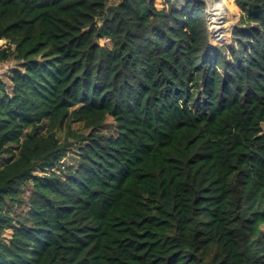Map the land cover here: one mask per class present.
Segmentation results:
<instances>
[{
	"label": "trees",
	"instance_id": "1",
	"mask_svg": "<svg viewBox=\"0 0 264 264\" xmlns=\"http://www.w3.org/2000/svg\"><path fill=\"white\" fill-rule=\"evenodd\" d=\"M163 1L0 0V264H264V0Z\"/></svg>",
	"mask_w": 264,
	"mask_h": 264
},
{
	"label": "rangeland",
	"instance_id": "2",
	"mask_svg": "<svg viewBox=\"0 0 264 264\" xmlns=\"http://www.w3.org/2000/svg\"><path fill=\"white\" fill-rule=\"evenodd\" d=\"M116 1V0H114ZM180 2H183L184 0H179ZM156 5L159 8H162L164 6V1L163 0H156ZM236 12L235 11V8ZM223 11H220V13L224 14L227 13V19L224 18V16H220L219 23L216 25H211L212 28H214V32H210V24L209 22L207 24L208 26V31H209V39H210V43L212 45L214 44H231L232 42V31L230 29L233 30L234 26L237 24L238 20H239V16H240V9L238 8V6L235 3V0H226L225 3H223ZM217 30H220V33L217 34ZM230 32V35L228 37H224L222 38L225 34H227V32ZM9 44L7 43V41L5 40H1L0 41V46L1 47H6ZM16 64V62L14 60H8L5 62H0V70L3 72V70L5 72L2 73V77L9 81L10 80V71L13 68V66ZM264 126V125H263ZM72 128L74 130H76L77 132H84V128L82 127V124L79 123H73L72 124ZM66 128H58L57 133L58 136L61 140H63L66 136ZM100 131H103L105 133H113L115 132V125L113 124V120L111 118H109L106 122V124L104 126L101 127ZM74 152L73 150L70 151V154L63 160L64 163L68 166L69 164H72V162H74ZM30 187H28L29 189ZM31 190H29L26 194L25 197L29 196V192ZM15 210L18 211V209L15 207ZM11 236V231H7L4 234L5 238H9Z\"/></svg>",
	"mask_w": 264,
	"mask_h": 264
},
{
	"label": "built area",
	"instance_id": "3",
	"mask_svg": "<svg viewBox=\"0 0 264 264\" xmlns=\"http://www.w3.org/2000/svg\"><path fill=\"white\" fill-rule=\"evenodd\" d=\"M192 1H200V0H192ZM204 2L205 4V18H206V22L210 24L211 19L213 18V16H215L216 14H218L219 8L222 5L223 1L226 0H201ZM211 32V31H210ZM3 72H5L3 70ZM0 70V77H2V73Z\"/></svg>",
	"mask_w": 264,
	"mask_h": 264
},
{
	"label": "bare ground",
	"instance_id": "4",
	"mask_svg": "<svg viewBox=\"0 0 264 264\" xmlns=\"http://www.w3.org/2000/svg\"><path fill=\"white\" fill-rule=\"evenodd\" d=\"M223 3H225V1H223ZM223 3H222V5L219 8L218 14H216L215 16H213V18L210 21V29H211V32L214 31V28H212L211 25H214V24L217 25L219 23V20L218 19L220 18V16H224V18L227 19V13H224V14L220 13V11H223L224 10ZM216 32H217V34H219L220 33V30H217Z\"/></svg>",
	"mask_w": 264,
	"mask_h": 264
},
{
	"label": "crops",
	"instance_id": "5",
	"mask_svg": "<svg viewBox=\"0 0 264 264\" xmlns=\"http://www.w3.org/2000/svg\"><path fill=\"white\" fill-rule=\"evenodd\" d=\"M172 1H174V0H172ZM179 1V0H178Z\"/></svg>",
	"mask_w": 264,
	"mask_h": 264
},
{
	"label": "clouds",
	"instance_id": "6",
	"mask_svg": "<svg viewBox=\"0 0 264 264\" xmlns=\"http://www.w3.org/2000/svg\"><path fill=\"white\" fill-rule=\"evenodd\" d=\"M232 31V30H231Z\"/></svg>",
	"mask_w": 264,
	"mask_h": 264
}]
</instances>
